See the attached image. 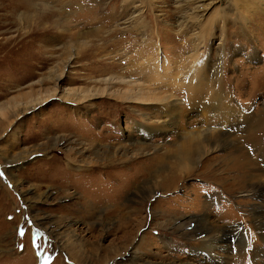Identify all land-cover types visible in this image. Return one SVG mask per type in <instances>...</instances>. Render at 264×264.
Wrapping results in <instances>:
<instances>
[{
	"label": "rangeland",
	"instance_id": "1",
	"mask_svg": "<svg viewBox=\"0 0 264 264\" xmlns=\"http://www.w3.org/2000/svg\"><path fill=\"white\" fill-rule=\"evenodd\" d=\"M39 1L47 25L0 0V264H129L136 249L152 264H264L262 163L230 159L249 150L243 115L264 109V0ZM194 67L212 79L192 78L194 90L215 89L219 110L188 101ZM229 113L225 147L178 158L187 137L228 129ZM142 125L162 128L147 138ZM174 217L242 241H186Z\"/></svg>",
	"mask_w": 264,
	"mask_h": 264
},
{
	"label": "bare ground",
	"instance_id": "2",
	"mask_svg": "<svg viewBox=\"0 0 264 264\" xmlns=\"http://www.w3.org/2000/svg\"><path fill=\"white\" fill-rule=\"evenodd\" d=\"M127 2H131V1H127ZM14 5H15L14 6L15 8L17 7L20 9L21 8L25 9V11H22L20 13V21L23 24H27L28 26L45 25V24L47 25L48 24L47 20H49V19H47V18H49V14H47V12H48V8H50V3L48 1H45V2L39 1V3H38V2H34V0H14ZM128 5H129V3H128ZM15 8H14V11H16ZM50 13H51V11H50ZM56 24H58V23L55 22V24H51V25H56ZM81 36L82 35H77V36L73 35V36H71L72 37L71 39L77 40V38L81 37ZM192 69L194 70V72H192L191 75L188 76V80H189V84H188L189 99H188V101L190 102V104H196L200 110H203L206 107L212 108L213 110L215 108L216 111L219 110L220 103L218 102L219 100L216 97L217 95H219V93L217 94V91L215 89H211V91H204L202 93L197 94V92L194 90V88L192 86V82H193L192 78H195L197 80V79L204 77L203 79H205L204 81H207V83H209L212 79L207 78L202 67H194ZM214 74L216 77L217 72L214 71ZM156 97H154V103H151V104H153L152 108H154V109H150V110H151V113H153V114L155 112L160 111L164 107V105L160 106V103L155 102ZM206 98L211 99V100L208 102H205ZM157 101H159V100L157 99ZM189 102H188V104H189ZM177 105H178V102L173 100V101L169 102L168 108H171L175 112ZM214 112H215V110H214ZM229 115H230V113L227 114L228 118L225 117L227 120H229L228 121L230 123L229 128L227 129V127L225 126L221 132L217 133V135L215 134L216 136H214V137L211 136L209 134L210 129H206L205 131L201 132L200 136H197V137L195 136L192 138L187 137V139H184L182 142H180L177 145V149H178L177 155L179 156L178 158H180V156L181 157L183 156V157H185L184 160H186V162H193V158L195 156H199L198 158L201 159V158H203L202 156H204L206 153L209 154L214 149H218L219 147H225L226 143L229 142L230 139H232L231 133H233L232 128H234L233 122H236V120H234L235 119L234 117L237 114H232V117H229ZM242 120H244V123H245L244 129L246 131V135L243 138V142H244V145L249 147V150L247 148V150L244 151L245 153L243 152L239 155H236L235 157L233 155H231L230 159H234L236 166L239 167L240 169L244 168V169L249 170V167L247 166L250 164V160L248 159V156L255 154L256 160H261L262 167H260V170L257 169L256 173H253L252 176L256 175L255 178H258V180L261 181L262 178L264 177V109L261 112H259V114L256 113L254 115H252V114L243 115ZM234 124H235V127H239L236 123H234ZM142 127H143V131H144L146 137L148 138L151 136V134L153 132L158 131L156 129L157 128L160 129L161 126L160 127H153L155 130H152V131H150L149 127H146L145 125H142ZM178 141H181V140H178ZM64 144H65L64 145L65 147L66 146L67 147H71V146L73 147L74 141H71V140L67 141L66 140L64 142ZM145 144L148 145L147 142H145ZM176 144L177 143H175L174 145H176ZM141 147H145V146H141ZM73 160L76 161L75 159H73ZM175 165H176V163H175ZM172 166H170V167H172ZM173 168H174V166H173ZM205 168L207 169V167H205ZM183 171H185V169H183ZM171 176H173V174L169 173L167 175V178H165L164 181L168 182V181L172 180L173 178ZM169 177H171V179H168ZM246 177L249 178L250 175L249 174L247 175L243 171H241V173L239 172L238 177H235V179H234V186L235 185H241V183L245 180ZM263 181H264V178H263ZM259 192L260 191L258 190V188L256 189V187H255L250 192V194L257 196V194H259ZM261 213L262 212L260 211V214H258V216H256V222H257V226L261 230L260 234L263 236V239H264V215H261ZM173 220L175 221L173 226L181 231L180 232L181 238L186 240V241L193 239V238H200L207 243L206 245H209V244L215 245L216 243H218L219 240L225 242L228 240L231 241L232 239H239L240 242L242 241L241 233L229 232V230L218 231L217 229H213L212 222L207 220V219L192 220L190 218L187 219L185 217H181V218L174 217ZM192 222H195L193 226H191ZM189 226H191V227H189ZM188 229L190 231H188ZM137 254H138V251L136 249L134 251V255L137 259H140V261L139 262L134 261L133 263H129V264H152L148 260L142 259L140 256H137ZM261 254L264 256L263 253H261ZM240 257L244 258V254H242ZM109 264H120V263L118 261H114V262H109ZM159 264H176V263L166 261V262H162Z\"/></svg>",
	"mask_w": 264,
	"mask_h": 264
},
{
	"label": "snow or ice",
	"instance_id": "3",
	"mask_svg": "<svg viewBox=\"0 0 264 264\" xmlns=\"http://www.w3.org/2000/svg\"><path fill=\"white\" fill-rule=\"evenodd\" d=\"M21 235H23V232H21Z\"/></svg>",
	"mask_w": 264,
	"mask_h": 264
}]
</instances>
